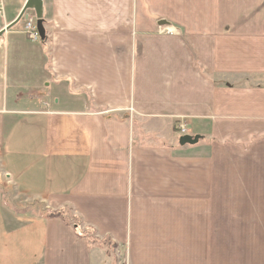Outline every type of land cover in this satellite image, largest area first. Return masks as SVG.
<instances>
[{
	"label": "crops",
	"instance_id": "0c3cea01",
	"mask_svg": "<svg viewBox=\"0 0 264 264\" xmlns=\"http://www.w3.org/2000/svg\"><path fill=\"white\" fill-rule=\"evenodd\" d=\"M55 2L46 51L26 50L22 28L0 40V142L24 132L17 153L7 146L0 185L13 180L20 205L43 208L19 210L0 186V264H105L81 224L131 264H202V244L232 262L209 208L264 206V0ZM152 16L180 32L158 36ZM131 119L208 133L191 147L178 132L134 145ZM63 205L80 227L44 212ZM250 236L264 252V234Z\"/></svg>",
	"mask_w": 264,
	"mask_h": 264
},
{
	"label": "rangeland",
	"instance_id": "374dc122",
	"mask_svg": "<svg viewBox=\"0 0 264 264\" xmlns=\"http://www.w3.org/2000/svg\"><path fill=\"white\" fill-rule=\"evenodd\" d=\"M143 3L146 5L145 0H142ZM26 0H0V30L4 29L7 25H9L19 14L21 8L23 7L24 3ZM43 3V20H44V29H45V35H47V30H48V41H52V34L54 30V14L52 15L53 12L58 9V4L55 2V0H42ZM13 6H16V10L13 14L12 17H14L10 22H8L6 18V14L8 13L7 9L12 8ZM64 9H69L67 6H63ZM35 14L33 11L27 10L19 23L12 27L10 30L6 31L4 35L14 29H20L22 28V33L26 37L25 42L28 44V46L24 47L26 50H32L33 48L36 47H41L44 45L42 44L41 41H30L27 37V27L28 24L32 23L31 20L34 22L35 19ZM155 24V33L158 36H168L172 35L175 32H180L179 28L176 27L175 25L171 24L168 22L166 19L161 18L159 16H152ZM35 24V22H34ZM36 30V29H35ZM173 34V35H174ZM3 35V39H4ZM47 37V38H48ZM47 38L45 40V43L49 44L50 42L47 41ZM2 40V39H1ZM33 43V44H32ZM44 47V50L46 51ZM42 55L44 56V53L41 51ZM52 96H49V99L51 98V104H55L56 101L59 100V97L55 94V89L52 88ZM3 96V93L1 92V86H0V97ZM130 114L133 113L132 110H129ZM131 123V134H130V141L131 144H142L143 146L146 147H153V146H158L166 144V141H170V138H172L173 134L177 136L178 135L184 136L189 134L188 136L193 137V134L195 132H202L203 134L208 133L206 128L202 127L198 128L195 124L189 123L187 124H182L178 123L179 128L175 129V126L173 123L170 121L164 122V123H159L156 125H151L147 123H142L140 124L139 122H134L132 123V119L130 120ZM181 126V127H180ZM19 128H14L12 132H10L9 138H8V144L5 146V144H1L0 142V168L4 170L5 166V161L3 158L9 153L7 146L9 145H14L17 151L21 148V142L23 141L24 137V132L21 133L18 131ZM195 136V135H194ZM179 137V138H180ZM159 138H164V142L162 140H159ZM178 138V139H179ZM200 137L198 138L199 141ZM197 141V142H198ZM178 141H175V143ZM179 144V143H178ZM191 147L193 145H184ZM229 162L233 163L236 167H245V163L243 160L240 158H229ZM23 163L20 162V165ZM15 171L18 172V168L16 164L14 165ZM5 171V170H4ZM11 171V170H10ZM227 172H230V169H227ZM20 175L18 174L17 178L19 179ZM16 180V179H15ZM13 181V180H12ZM11 179L9 180L10 185L4 182L3 186L1 188L2 194L5 195L6 200H11L16 204V206L19 208V210H43L42 206L38 205L37 203H31L30 205L27 206H22L20 205L21 199L19 196L13 191L11 184L13 183ZM253 195L254 198L255 194L253 191H250ZM245 192L240 190L238 193H236V197L239 200L240 203H242L244 197L243 194ZM258 194V191H256ZM204 199H207L206 194H204ZM226 199V197H225ZM235 202V201H232ZM246 202V201H245ZM59 208H62L67 214H70L72 217L76 218V216L73 213V209L70 207H65V205L60 206ZM203 209V208H202ZM210 211H212V216L215 222V226L218 230V232L212 231V234H224L223 241H224V246L228 248V250H231L233 252V258L232 262H229V257L224 256L221 258H218L217 260L213 261L211 259L212 256H209L208 253L204 250L203 244H202V264H264V252L258 253L254 252L252 250L253 248V242L251 241V236L250 234H264V206H246V205H239V206H221V207H211L209 208ZM46 210V211H45ZM44 210L45 213H54L59 211L58 209H50L46 208ZM206 210V208H205ZM71 218V217H70ZM83 227V232H87L88 228L90 226L81 224ZM80 227V225H79ZM214 230V229H212ZM204 234H210L207 229L202 226V237ZM230 234V235H228ZM94 237L100 239L99 241H103L105 243H108V239H105L104 237L101 238L99 235L95 234ZM112 241V240H111ZM261 242V241H260ZM109 244V243H108ZM114 244V242H113ZM117 244V243H115ZM99 247V246H98ZM94 247V248H98ZM104 248L102 252H104L107 257L105 259V264H113L115 260L120 261V264H131L130 260L127 256V252L124 250H115L116 247H111V251H109L106 245L101 246ZM93 248V249H94ZM106 248V249H105ZM236 249H238V256L235 258V253ZM114 252H113V251ZM94 254H93V259L94 261L99 260L100 257H102L101 254H99L97 251L94 249ZM229 254V252H227ZM103 254V253H102ZM227 254V255H228ZM238 260L237 263L235 260ZM221 262V263H220Z\"/></svg>",
	"mask_w": 264,
	"mask_h": 264
},
{
	"label": "water",
	"instance_id": "95a60500",
	"mask_svg": "<svg viewBox=\"0 0 264 264\" xmlns=\"http://www.w3.org/2000/svg\"><path fill=\"white\" fill-rule=\"evenodd\" d=\"M33 11L35 14L36 18V26L37 30L39 32V35L41 39H44V27H43V3L42 0H26L24 3L23 7L21 8L18 16L9 24L7 25L4 29L0 30V40L3 39V35L6 31L10 30L12 27L16 26L21 18L23 17L24 13L27 11ZM198 141V137H190L188 135L182 136L179 138V145L184 146V145H195Z\"/></svg>",
	"mask_w": 264,
	"mask_h": 264
},
{
	"label": "trees",
	"instance_id": "16d2710c",
	"mask_svg": "<svg viewBox=\"0 0 264 264\" xmlns=\"http://www.w3.org/2000/svg\"><path fill=\"white\" fill-rule=\"evenodd\" d=\"M47 215L49 217H59L62 218L64 220V222H66L68 225H76L75 229L77 228V226L79 227V222L75 220L74 217H72L70 214H67V212H65L63 209H60L57 212L54 213H47ZM71 217V218H70ZM77 232V230H75ZM78 237H80V239H83L87 246L89 248H94V247H98V246H103L106 245L108 246L105 242H101L99 241L100 239L94 237V233L90 232V229L88 228L87 232H83L80 234L79 232H77Z\"/></svg>",
	"mask_w": 264,
	"mask_h": 264
},
{
	"label": "built area",
	"instance_id": "2783aa9c",
	"mask_svg": "<svg viewBox=\"0 0 264 264\" xmlns=\"http://www.w3.org/2000/svg\"><path fill=\"white\" fill-rule=\"evenodd\" d=\"M31 22L32 23L28 24V27H27V30H28L27 37L30 41H36L38 39V34L35 30L36 28H35L34 22L32 20Z\"/></svg>",
	"mask_w": 264,
	"mask_h": 264
}]
</instances>
